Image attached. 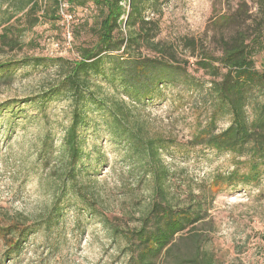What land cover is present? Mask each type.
<instances>
[{
  "label": "trees",
  "instance_id": "16d2710c",
  "mask_svg": "<svg viewBox=\"0 0 264 264\" xmlns=\"http://www.w3.org/2000/svg\"><path fill=\"white\" fill-rule=\"evenodd\" d=\"M170 1L28 0L30 9L25 19L31 28L41 18L58 21L63 42L55 43H59L60 49L51 59L0 63V84L8 83L14 72L24 67H55L59 76L54 88L41 97L20 103L70 100L71 123L62 143L67 164L61 191L64 196L71 194L80 198L85 206L83 212L100 219L113 238L125 243L122 248L125 264H215L205 251L209 240H201L197 227L205 222L209 208L223 187L240 184L245 188L259 187L264 175V0H258L257 17L244 18L242 9L216 16L218 53L210 50L202 39L185 40L184 48L196 58L197 71L209 78L206 82L189 71L188 62L178 61L176 45L159 38V20L150 15H159ZM212 1L216 6L217 0ZM62 5L67 6L65 10L73 19L72 50L64 49ZM78 12L91 15L96 21L93 24L88 19L81 21ZM38 14L41 16L37 17ZM77 27L85 31L89 27L94 35L93 43L77 46L80 32L76 31ZM13 28L14 25H9L0 34V43L10 48L18 45ZM67 52L74 54L75 59L65 57L63 53ZM259 56L263 58L260 66ZM99 79L114 90L116 97L104 94ZM168 88H178V95L186 91L201 99L206 120L197 119L199 124L187 147L168 133L151 134L143 120L146 105ZM11 103L0 106V120ZM88 106L106 115L109 134L124 144L127 162L133 163L143 174L141 180L148 183V203L139 218L134 219L135 224L128 228L98 203L96 173L99 168L88 171L83 164L82 132ZM225 120L228 127L220 130V123ZM181 147L186 153L200 147L231 155L234 168L230 172L215 173L201 187L200 194L188 186L180 196V188L164 154ZM61 200L59 195L40 222L0 228V240L10 242L3 254L5 261L20 254L31 237L59 225L63 217ZM188 230L192 234L186 239L187 252L176 253L175 249L185 241L181 235Z\"/></svg>",
  "mask_w": 264,
  "mask_h": 264
},
{
  "label": "rangeland",
  "instance_id": "374dc122",
  "mask_svg": "<svg viewBox=\"0 0 264 264\" xmlns=\"http://www.w3.org/2000/svg\"><path fill=\"white\" fill-rule=\"evenodd\" d=\"M27 3L28 0H0V34L3 28L14 25L18 44L10 48L0 43V63L55 58L53 42H63L56 20L41 18L35 27H30L25 19L30 9ZM239 9L244 11V18L257 17L258 0H217L216 6L212 0H171L159 15L150 17L159 20L160 40L178 47V61L188 62L189 71L206 82L209 78L197 71L196 58L184 48L185 40L202 39L210 50L218 53L216 16L236 13ZM78 13L81 21L88 19L90 24L96 21L91 15ZM79 28L76 45L93 43L94 35L89 27L86 31ZM63 54L75 59L70 52ZM257 61L260 66L263 58L259 56ZM58 76L53 66L31 65L14 72L8 83L0 84V106L19 101L11 103L0 120V228L40 222L59 195L63 200L59 225L31 237L11 261L3 257L10 242L0 240V264H125L126 257L122 254L125 243L113 238L100 219L83 212L85 206L80 198L71 194L64 196L61 191L67 164L62 143L71 123L70 100L20 103L41 97L54 88ZM98 82L103 84L104 94L116 97L102 79ZM178 90L168 88L157 95L146 105L142 116L151 134L168 133L187 147L199 124L197 119L206 120V115L199 95L186 91L178 95ZM106 124H109L106 115L88 106L82 132L83 164L88 171L99 168L96 173L98 203L128 228L135 224L134 219L139 218L148 203L150 191L147 180H141L143 174L127 162L126 147L114 140ZM227 127L225 120L219 129ZM186 152L181 147L164 154L180 188V196L188 186L200 194L201 187L215 173L230 172L234 168L231 155L200 147ZM196 232L201 240H209L205 251L215 264H264V175L259 187L245 188L241 184L223 187ZM191 234L188 230L181 235L185 241L175 249L176 253L187 252L186 239Z\"/></svg>",
  "mask_w": 264,
  "mask_h": 264
},
{
  "label": "built area",
  "instance_id": "2783aa9c",
  "mask_svg": "<svg viewBox=\"0 0 264 264\" xmlns=\"http://www.w3.org/2000/svg\"><path fill=\"white\" fill-rule=\"evenodd\" d=\"M66 5H62L61 7V25L64 29V37H65V50H72V32H71V24H72V17L67 13ZM52 47L55 51L60 49L59 43H53Z\"/></svg>",
  "mask_w": 264,
  "mask_h": 264
}]
</instances>
